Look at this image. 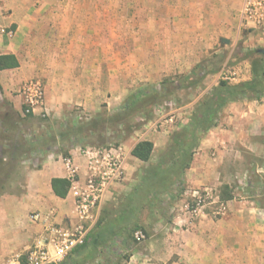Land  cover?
<instances>
[{
	"label": "crops",
	"instance_id": "0c3cea01",
	"mask_svg": "<svg viewBox=\"0 0 264 264\" xmlns=\"http://www.w3.org/2000/svg\"><path fill=\"white\" fill-rule=\"evenodd\" d=\"M106 1L109 8L105 10H109L113 23L117 22L119 13L127 15L128 10L116 15L118 0H0V55L14 54L19 61V67L0 72V86L14 106L19 107L22 100L12 91L42 71L38 70L37 63L44 64L42 59L32 60L29 54L27 62L23 55L25 49L36 50L34 53L44 59L53 57L54 65L70 67L79 64L84 55V59L94 65L97 59H90L88 52L94 57L101 49L115 48L114 42L104 44L93 36L100 32L97 18ZM145 1L144 24L148 27L155 23L158 34L157 65H188L190 69L211 49L219 57L228 49L233 50L244 35L247 36L243 41L247 52L264 50V28L242 25L240 11L245 0ZM89 33L91 37L81 38L82 34ZM222 38L230 44L222 45ZM79 49L86 50L83 56L77 53ZM44 50L48 53L44 54ZM109 60L115 61L114 53H108V63ZM234 69L237 76L229 84L251 79L250 58H242ZM186 70L189 72L187 67ZM209 76L212 75L206 74V79ZM145 135L150 136L154 153L159 145L162 149L167 143V137L156 131ZM48 137L60 139L53 128L47 129ZM140 140L143 139L126 144L129 156L124 166V181L109 188L90 238L98 237L97 232L107 229L108 235L102 237V243L114 242L120 244L124 252L129 251L125 264H264V153L260 149H264V97L259 101L231 103L218 124L200 141L193 163L184 175L187 188L211 186L220 191L225 185L229 186L234 197L226 200L228 209L223 217H213L207 212L193 218L181 206L182 201L174 203L169 211L162 209L168 201L165 195L150 198L158 200L143 206L132 203L130 198L144 174L138 168L149 164L131 155ZM20 147L16 149L21 152L17 154L20 165L9 173L1 186L0 264L17 256L24 260L44 236V222H33L31 214L47 215L65 227L77 223L75 199L70 189L66 197L60 198L53 191L52 181L68 179L62 161L66 157L78 166L80 180L86 173L80 147L73 143L49 145L47 152L35 150L28 154ZM136 228L147 232L146 240L140 244L131 241L130 232ZM103 246L95 249V257ZM107 251V256H112L116 247ZM89 254L78 255L74 260L83 262Z\"/></svg>",
	"mask_w": 264,
	"mask_h": 264
},
{
	"label": "rangeland",
	"instance_id": "374dc122",
	"mask_svg": "<svg viewBox=\"0 0 264 264\" xmlns=\"http://www.w3.org/2000/svg\"><path fill=\"white\" fill-rule=\"evenodd\" d=\"M145 3V0H118L115 3L116 15L119 12H125V10H128V13L127 15L119 13L116 23H113L114 19L109 17V10H105L108 7L107 1L103 8H100L101 15L97 18L100 32L98 34L94 33L93 36L104 44L114 42L115 48L101 49L98 53L99 56L96 54L97 52L94 53L95 58L91 57L90 52H88L90 59H97L94 65L89 64L84 59L86 58L84 55L79 64L63 67L54 65L55 60L53 57L46 56L44 59L36 55L34 49L24 50L23 55L26 59V55L29 54L34 61L40 59L44 61V64L35 62L39 65L38 70L42 71L36 72L31 79L38 78L43 82L45 87V109H48L49 116L47 117L44 111L46 115L44 117L39 110L35 114L25 115L22 103L19 107L18 104L14 106L13 101L4 94L0 86V192L1 186L5 183L9 173L14 171L17 165H20L17 158L19 155L17 154L21 152L16 150L20 146L23 153L26 154L33 153L35 150L47 152V146H55L58 143L61 146L64 144L70 145L71 143L80 147L107 146L118 142L113 139H116L119 133H121L122 140L117 144L126 145L141 138L149 140L150 136L145 134L156 131V134L167 137V143L163 145L162 149L159 145V149L154 153L147 167L156 164L161 155L168 149L172 134L185 128L196 104L223 81L219 79L220 73L232 70L242 58H247L248 54L252 52H247L244 49L243 41L247 37L244 35L233 50L228 49L223 56L219 57L216 55V51L211 49L205 52L196 64L190 66V69L188 65L182 67L167 66L165 64L157 65L156 39L158 34L156 33L155 23L151 24L152 17H150L151 23L149 22L151 25L146 27L144 24L145 11L142 9H145ZM86 36L91 37V34H82L81 38L83 39ZM74 50L76 51V49ZM77 51L81 56L86 52L83 49ZM43 52L44 54L48 53L47 50ZM111 52L115 54V61L112 63L109 60L108 63L107 56ZM186 67L190 73L186 70ZM206 74L212 76L206 79ZM43 75H46V77ZM203 75H205L204 79L197 85L183 81L186 76L200 78ZM22 84L15 91H12V94H19ZM144 91L151 95L148 98L151 101L146 102V99L145 102L134 107V113L129 116L130 124L119 127L121 125H117L118 121L110 119L107 124L99 126L97 135H92L87 130L75 133V129L84 127L88 122L117 116L123 112L124 107L129 105L127 103L131 101L129 100L130 96L143 95ZM170 102L177 105L174 108V110H177L176 113L165 106ZM149 109L152 110V115L144 121L141 114ZM48 128H53L54 133L60 135L58 141L54 137L47 138ZM103 134L110 139L111 144L100 145L98 143L99 135ZM260 149L264 153V149ZM54 151L57 152L58 150ZM260 165H263V163ZM144 166L142 165L138 170L144 171ZM235 182L238 183L237 180ZM207 187L212 189L214 195L219 196L221 202L224 201L226 206L227 202L221 198L224 192V195L229 199L234 197L230 193L229 186L221 187L220 191L211 186ZM204 188L195 189L202 191ZM179 189L183 191L194 190L193 188H187L184 181ZM213 198L208 200L204 208V214L209 212L212 213L213 217H217L214 213L219 204L217 203L218 200L214 203L213 200L215 199ZM186 200L191 199L179 195L176 202H173L172 207L174 203H180L178 201H182L180 204L184 206L182 203ZM139 229L147 235L145 229ZM136 230L132 229L130 234H134ZM132 240L134 241L131 238ZM109 247H116V252L112 256L111 254L107 256ZM128 259L129 251L124 252L120 248V244L109 242L99 250L91 264H125Z\"/></svg>",
	"mask_w": 264,
	"mask_h": 264
},
{
	"label": "built area",
	"instance_id": "2783aa9c",
	"mask_svg": "<svg viewBox=\"0 0 264 264\" xmlns=\"http://www.w3.org/2000/svg\"><path fill=\"white\" fill-rule=\"evenodd\" d=\"M242 25L245 28H264V0H245L240 11ZM221 79L230 82L237 76V72L226 70L221 72ZM22 100L23 113L35 114L37 110L45 117L49 116L45 109V87L42 80L32 78L25 81L19 89ZM174 110L176 104L165 105ZM44 111L46 115L44 114ZM176 113L177 110H174ZM81 120V118L79 117ZM80 147V146H79ZM125 144H112L107 146H85L79 148V153L85 160L86 173L83 180L78 177L79 168L70 157L63 158L66 166L68 180L71 183L70 193L75 199V215L77 223L70 227L57 224L52 218L41 213L31 214L33 222H44V236L29 250L24 260L20 256L7 260L4 264H59L71 255L74 250L84 245L96 224V215L104 203L106 194L112 185L124 181V166L128 152ZM181 197H190L183 203L184 209L193 218L204 215V208L208 200L214 197L213 202L219 204L214 215H226V203L214 195L212 189L205 187L202 191L181 190ZM144 231L138 229L133 234L134 242L140 244L146 240Z\"/></svg>",
	"mask_w": 264,
	"mask_h": 264
},
{
	"label": "trees",
	"instance_id": "16d2710c",
	"mask_svg": "<svg viewBox=\"0 0 264 264\" xmlns=\"http://www.w3.org/2000/svg\"><path fill=\"white\" fill-rule=\"evenodd\" d=\"M248 57L251 59V79L238 84H229L226 81H221L203 100L201 99L196 104L185 128L172 134L166 152L161 155L156 164H151L145 168L141 181L135 189V194L130 198L132 203L143 206L145 204L155 203L158 200V198H154L156 201L150 198L165 195L168 196V201L161 208L168 210L172 207L173 202H176V197L181 193L179 187L182 185L186 171L193 163L194 154L199 147L200 141L218 124L219 117L225 109L234 102L259 101L264 97V52H260L259 50L252 51L248 54ZM17 67H19V61L14 54L0 55V72ZM204 77L205 75L200 78L186 76L183 78V81L197 85L202 82ZM146 92L144 91L143 95L130 96L129 100L131 101L127 103L129 105L124 107L122 109L123 112L117 116L88 122L84 127L75 129V133L87 130L92 135H97L99 126L101 124H107V122H110V119L112 121H118L117 125H121L119 127L130 124L129 116L134 113V107L145 102L146 99V102L151 101L148 99L151 95ZM141 115L144 121L148 120L152 115V110L149 109ZM120 134L116 136V139H113L118 141L117 143L122 140ZM98 143L100 145H106L110 143V139L105 134L99 135ZM131 155L143 163H150L154 155L153 142L149 140L138 141L132 148ZM70 186L71 183L68 179H53L52 181L53 191L60 198L67 196ZM225 189L227 190V188ZM223 195L221 197L223 200L226 201L229 199V197ZM161 203L163 202L161 201ZM97 234L98 237L90 238L89 236L84 245L77 247L60 264L90 263L95 258V249L105 245V243H102V240L108 235L107 229H101ZM84 253H92V256L89 254L88 259L83 262L74 260L77 259L76 257L78 255L80 256Z\"/></svg>",
	"mask_w": 264,
	"mask_h": 264
},
{
	"label": "water",
	"instance_id": "95a60500",
	"mask_svg": "<svg viewBox=\"0 0 264 264\" xmlns=\"http://www.w3.org/2000/svg\"><path fill=\"white\" fill-rule=\"evenodd\" d=\"M220 43H221L222 45H229V44H230V41L227 40V39L222 38V39L220 40ZM259 51H260V52H264V50H259Z\"/></svg>",
	"mask_w": 264,
	"mask_h": 264
}]
</instances>
